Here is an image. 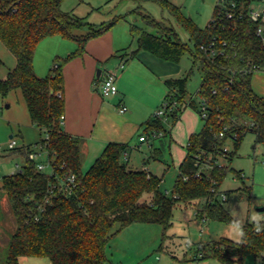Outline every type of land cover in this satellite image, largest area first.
<instances>
[{"label": "trees", "instance_id": "obj_1", "mask_svg": "<svg viewBox=\"0 0 264 264\" xmlns=\"http://www.w3.org/2000/svg\"><path fill=\"white\" fill-rule=\"evenodd\" d=\"M64 1L0 0V42L16 59L15 68L0 80V94L22 92L32 125L45 135L39 144L53 170L50 175L39 172L28 159L30 149H15L24 157L25 164L21 171L2 178V189L16 225L8 242L5 264H20L24 257H45L52 264H106L107 246L117 232L133 224H156L163 228L165 236L174 209L199 200L205 202L199 218L235 222L220 198L225 194L228 199L230 192L223 193L220 187L230 172L241 180L243 176L228 165L247 133L251 132L255 143L264 147V96L255 94L251 84L253 73H247L264 64V41L257 35L258 24L246 17L229 20L218 5L202 29L167 0H152L167 9L189 35L195 48L191 53L193 68L199 63L202 82L197 105L187 94L188 79L194 69L187 77L166 80L167 110L163 117L153 116L146 121V135L168 136L170 132L164 129L163 121L177 122L187 108L194 109L202 118L204 106L206 113L201 130L188 139L187 155L179 166L173 197H168L161 191V178L128 166L127 144H108L92 166L86 172L82 170L83 140L63 128V68L85 53L88 41L105 34L122 17L79 34L88 24L64 12ZM235 1L245 8L249 5V0ZM142 16L155 33L131 25L137 49H123L122 57L131 60L145 51L167 62H179L186 46L174 32L166 33L159 23ZM52 36L76 41L78 48L66 57L55 58L48 75L38 77L34 71L36 48ZM212 49L215 55H211ZM226 145H230L228 151H224ZM221 161L228 165H220ZM70 174L75 175L76 181L72 193L66 194L60 183ZM246 190L251 192L250 188ZM146 194L150 199L142 202ZM206 247H198L195 261L211 258L221 264H243L248 254L255 261H263L264 222L242 226L240 241L223 238Z\"/></svg>", "mask_w": 264, "mask_h": 264}, {"label": "rangeland", "instance_id": "obj_2", "mask_svg": "<svg viewBox=\"0 0 264 264\" xmlns=\"http://www.w3.org/2000/svg\"><path fill=\"white\" fill-rule=\"evenodd\" d=\"M167 1L177 7L184 17L202 29L208 25L215 8L219 5V0ZM61 9L83 19L88 24L77 32L79 34H86L90 31V27L98 28L122 17L106 33L109 32L111 39L115 38V41L125 38L127 44L124 46L127 47L128 52H131L129 50L131 47L137 46L136 39L130 34L131 25L149 33H155L154 29L144 22L142 15L159 23L162 31L174 32L186 46L187 51L179 62H168V65L179 72L181 77H187L190 70L194 69L188 79L187 94L199 105L200 99L197 92L202 82V72L199 69V63L193 68L191 53L195 50L194 44L190 41L185 29L176 22L167 9L152 0H65ZM71 43L73 42L70 39L66 40L67 47ZM63 48L53 47L49 42L41 44L37 66L44 70L45 57L52 54L53 50ZM125 57L128 58V56ZM54 59L50 63V69ZM0 61V80H3L8 72L15 68L16 59L1 42ZM50 69H47L41 77H45ZM35 73L40 77L38 69ZM251 84L255 94L264 96L263 70L253 72ZM183 119V124L179 120L174 122L170 119L162 123L167 132L171 133L173 130L175 142L170 141L169 138L166 140V137L162 142L153 140L150 150L147 145H143L141 150L132 151L130 155V166L150 170L162 179L160 188L168 197H173V188L179 172L178 164L183 153H187L189 136L187 127L195 126L199 132L203 126L202 118L192 108H187ZM10 137L16 141V149L26 147L30 150H39L41 147L39 143L45 137L43 132L32 125L20 90L11 91L6 96L0 94V146L2 147L0 151V264L6 262L8 242L16 227L10 204L2 189V178L16 173L25 164L23 156L15 149H8ZM226 146L229 150L230 145ZM94 162L95 159L92 157L84 158L82 170L86 172ZM220 163L228 165L224 161ZM228 166L243 176L241 180L230 172L220 187L221 192H230L224 207L235 222L199 218L198 215H201L204 210V200L195 201L188 206L181 204L174 209L171 226L165 232V236L163 228L156 224H133L117 232L106 249L107 257L111 261L107 264H144V262L147 264H221L218 260L211 258L195 261L198 247L204 250L206 245L209 246L211 242L223 238L240 241L242 226L246 223L264 222V212H258V209H264V147L255 143V136L251 132L246 134L235 158ZM45 173H51L49 165ZM246 188H250L251 192H248ZM149 199L150 195L146 194L141 201L145 202ZM253 217L257 219L254 220ZM117 228L118 226L113 232H116ZM139 229H148V231L139 232ZM19 262L20 264H52L45 257H24ZM243 264H264V260L255 261L253 256L248 254Z\"/></svg>", "mask_w": 264, "mask_h": 264}, {"label": "crops", "instance_id": "obj_3", "mask_svg": "<svg viewBox=\"0 0 264 264\" xmlns=\"http://www.w3.org/2000/svg\"><path fill=\"white\" fill-rule=\"evenodd\" d=\"M132 38L134 37L132 36ZM66 40L61 36H52L38 44L34 57V71L36 72L38 69L40 77L46 73L47 69H50L53 58L66 57L78 48V43L73 40H71L73 43L67 47ZM120 40L115 41V38L112 40L109 32L91 39L85 46V53L64 66L65 115L63 128L66 133L82 138L83 159L92 157L96 161L110 143L129 145L126 159L130 166L132 151L141 150L143 145H147L150 150L153 140L162 142L165 138L153 139L146 135L145 123L154 116L160 103L162 104L166 97L168 90L165 81L181 76H179V72L169 67L167 61L161 60L149 52L141 51L137 58L127 60L128 58L122 57L123 53H120L123 49H127L124 46L127 42L125 38ZM45 42H49L56 48H64L53 50L52 54L45 57L43 70L37 66V58L39 48ZM136 49L137 46H133L129 50L136 51ZM121 63L125 64L123 70H119ZM98 71H100V76L97 78ZM106 72L117 74L118 95L114 98H103L99 92V86ZM120 103L125 104L128 108L124 114L119 112ZM186 111L187 109L184 110L179 120L182 124ZM196 133L198 130L195 126L187 127L188 139ZM141 136L147 138L145 142L139 140ZM167 138L175 142L173 130L166 136V140ZM186 155L187 153H183L178 170ZM130 167L136 170H145ZM147 171L153 174L150 170ZM147 231L148 229H139V232ZM109 262L111 263L108 259L107 263ZM144 264L147 263L144 262Z\"/></svg>", "mask_w": 264, "mask_h": 264}, {"label": "built area", "instance_id": "obj_4", "mask_svg": "<svg viewBox=\"0 0 264 264\" xmlns=\"http://www.w3.org/2000/svg\"><path fill=\"white\" fill-rule=\"evenodd\" d=\"M219 7L226 16V18L229 20L237 21L246 17L252 22L257 23L258 24L257 35L262 37L264 36V0H249V5L247 6V8H245L244 4H238V2L235 0H219ZM215 54L216 51L212 49L211 55H215ZM124 67H125L124 63H121L119 65V70H123ZM260 70L264 71V64L262 66L251 68L250 70L247 71V73H253L255 71H260ZM116 81H117V74L115 72H106L99 86V92L103 98H114L118 95V87L116 85ZM173 105H175V103ZM167 107H168L167 102L163 101L161 106L154 113V117H158V118L163 117L165 115ZM171 110L172 108L170 109V111ZM127 111L128 108L125 106V104L120 103L119 112L121 114H124ZM202 118H206L204 106L202 107ZM162 136H163L162 133H158V134H154L152 138L155 139ZM146 139L147 138L145 136H141L139 140L141 142H145ZM16 146H17L16 141L14 139H11L8 143V149L14 150L16 149ZM1 150L2 147L0 146V151ZM224 151H228V147H225ZM28 159L29 161L35 164L39 172H45L47 165H49V167L51 168L50 174H52L53 170L50 160L46 156V153L42 147H40L39 150H35V149L30 150L28 154ZM19 171H21V169ZM75 181H76L75 175L73 174L67 175L60 183L63 192L66 194H71L75 186ZM220 198L223 201L227 200V196L225 194H222Z\"/></svg>", "mask_w": 264, "mask_h": 264}, {"label": "water", "instance_id": "obj_5", "mask_svg": "<svg viewBox=\"0 0 264 264\" xmlns=\"http://www.w3.org/2000/svg\"><path fill=\"white\" fill-rule=\"evenodd\" d=\"M100 76V71L97 72V78ZM12 139V137H10ZM258 212H264V209H258Z\"/></svg>", "mask_w": 264, "mask_h": 264}, {"label": "clouds", "instance_id": "obj_6", "mask_svg": "<svg viewBox=\"0 0 264 264\" xmlns=\"http://www.w3.org/2000/svg\"><path fill=\"white\" fill-rule=\"evenodd\" d=\"M253 219L255 220V219H257V217H253ZM260 229H259V226H257V231H259Z\"/></svg>", "mask_w": 264, "mask_h": 264}]
</instances>
